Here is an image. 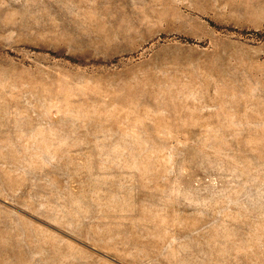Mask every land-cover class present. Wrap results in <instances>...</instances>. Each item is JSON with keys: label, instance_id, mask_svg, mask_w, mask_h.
<instances>
[{"label": "rangeland", "instance_id": "rangeland-1", "mask_svg": "<svg viewBox=\"0 0 264 264\" xmlns=\"http://www.w3.org/2000/svg\"><path fill=\"white\" fill-rule=\"evenodd\" d=\"M0 264H264V0H0Z\"/></svg>", "mask_w": 264, "mask_h": 264}]
</instances>
